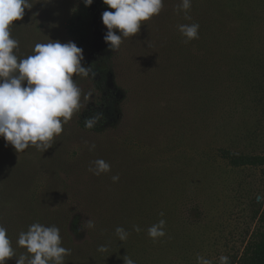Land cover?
Here are the masks:
<instances>
[{
  "label": "rangeland",
  "instance_id": "obj_1",
  "mask_svg": "<svg viewBox=\"0 0 264 264\" xmlns=\"http://www.w3.org/2000/svg\"><path fill=\"white\" fill-rule=\"evenodd\" d=\"M82 1L0 0V231L21 237L0 264L240 263L264 174L220 152L264 156V0H95L122 92L101 133L79 127L98 94L65 30ZM67 216L107 234L72 239L90 260L50 243Z\"/></svg>",
  "mask_w": 264,
  "mask_h": 264
},
{
  "label": "trees",
  "instance_id": "obj_2",
  "mask_svg": "<svg viewBox=\"0 0 264 264\" xmlns=\"http://www.w3.org/2000/svg\"><path fill=\"white\" fill-rule=\"evenodd\" d=\"M95 0H83L80 6L75 8L70 17L65 22V30L68 37L75 44V47L85 56L89 73L93 79L94 89L98 94V98L81 114L79 118V127L82 130L101 133L118 123L121 117V101L122 92L116 86L112 79V71L105 66L107 63V47L104 43L101 48L98 47L95 36V21L98 10L95 9ZM100 11V8H99ZM101 13V11H100ZM208 64L216 66L221 59L215 55H208ZM247 64V60H242ZM0 105V134L6 131L4 118L9 114L7 103L4 101ZM204 109L208 112L212 109V103L209 99L203 103ZM221 159L227 161L229 165L235 168L240 167H255L260 168L264 174V156L238 154L228 150L220 152ZM70 218V221H69ZM65 223L69 227L61 226L60 230H55L51 236L52 241L59 248H67L68 252L76 253L77 255L90 260L87 251L73 244L72 239L81 236V231L84 230L86 242L81 245L89 246L90 240L94 246L96 242L105 243L107 234L104 231H96L91 233L86 225L81 224L80 217L67 216ZM21 235V234H20ZM19 233L0 231V259H3L7 252L11 251V247L20 240ZM223 264H264V230L261 231L257 238L251 240L243 253V258L240 263L225 262Z\"/></svg>",
  "mask_w": 264,
  "mask_h": 264
}]
</instances>
